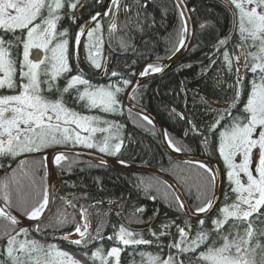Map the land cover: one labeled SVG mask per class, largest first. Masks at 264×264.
I'll return each instance as SVG.
<instances>
[{"label":"trees","instance_id":"1","mask_svg":"<svg viewBox=\"0 0 264 264\" xmlns=\"http://www.w3.org/2000/svg\"><path fill=\"white\" fill-rule=\"evenodd\" d=\"M118 1L60 0L53 43L66 47L67 70L54 77L40 71L44 74L38 77L39 93L79 114L101 116L106 127L94 136L97 145L86 148L163 170L180 185L191 208L199 210L212 195L208 169L172 159L153 126L122 103L144 62L165 59L176 50L184 35L180 12L173 0ZM185 1L194 23L189 50L132 97L157 116L178 150L218 161L222 185L214 212L203 219L188 217L162 181L65 155L55 164L59 188L53 210L42 224L17 227L0 214V264L52 262L55 249L85 264H99L91 260L92 252L104 255L112 248H117L114 264H213L210 256L225 253H240L250 264H264V196L246 219L228 217L218 225L214 220L220 207L229 206L234 198L220 145L234 127L248 121L250 98L264 87V68H253L258 61L250 55L258 48L259 37L239 28L242 16L230 0ZM99 26L109 27L108 32ZM24 32L0 28V46L13 65L11 85L1 88L0 95L19 91ZM89 45L99 47L97 64ZM72 79L79 82L71 83ZM97 93L108 97L91 100ZM65 146L82 148L72 142ZM8 149L0 148V197L27 216L28 209L46 196L44 152ZM65 232H76L79 239L64 241L60 235Z\"/></svg>","mask_w":264,"mask_h":264},{"label":"rangeland","instance_id":"2","mask_svg":"<svg viewBox=\"0 0 264 264\" xmlns=\"http://www.w3.org/2000/svg\"><path fill=\"white\" fill-rule=\"evenodd\" d=\"M230 1L239 16H242L239 28L248 33V36L259 37V46L250 55L258 61L253 64V68L263 69L264 0ZM59 3L60 0H0V28L25 30L24 39L21 41L19 91L10 95H0V148L2 149H13L24 144L26 148L42 150L45 153L47 149L64 146L68 142L86 148L97 145L93 142L94 136L99 135L106 127L101 124L104 122L101 116L79 114L63 103L48 100L39 93L37 75L40 71L54 77L67 70L66 47L58 42L53 43L56 8ZM107 21H114L113 15H110ZM103 29L106 34L109 27L99 26L100 31ZM182 38L181 36L178 46ZM89 53L90 57L97 61L100 56L99 47L97 50H89ZM241 64L242 60L236 63L238 72ZM11 67L13 68V65L7 51L0 46V87L8 85L9 77L11 78L13 72ZM158 68L159 66L156 65L148 66L144 73L155 72ZM240 76L239 72V78ZM75 82L79 81L71 80V83ZM53 91V87H50L49 92ZM99 93L95 94L96 96L92 94L90 99L101 102L108 97L103 93L99 96ZM210 104L213 107L219 106L216 102ZM248 109L250 112L248 121L243 126L234 127L220 145V156L228 169L227 176L233 186L234 198L229 206L220 207L214 218L217 225L228 217L248 218L251 212L256 211L264 196V87L258 88L252 95ZM97 140L100 141L99 138ZM171 146L176 148L173 144ZM183 184L185 185V182ZM37 203L39 205L28 209L27 217H34L40 212L43 200ZM91 256L99 264H113L117 256V248L110 249L104 255L93 251ZM51 260L52 262L46 261L42 264H81L80 260L73 258L69 253L57 252L56 249ZM212 263L250 264L247 257L240 253L232 257L227 253L215 254Z\"/></svg>","mask_w":264,"mask_h":264},{"label":"water","instance_id":"3","mask_svg":"<svg viewBox=\"0 0 264 264\" xmlns=\"http://www.w3.org/2000/svg\"><path fill=\"white\" fill-rule=\"evenodd\" d=\"M180 11V15L184 24V36L181 44L178 48L167 58L165 59H151L144 62L137 75L133 81L127 87L123 103L124 106L132 112L137 113L138 115L144 117L155 129L157 138L163 150L174 160L184 162V163H193L199 164L208 169L211 174L213 182V191L211 200L208 205L202 210H193L188 200L182 191L179 184L171 177L168 173L163 170L147 165L141 164H132L126 163L120 160H117L113 157L101 154L99 152L79 149V148H67V147H58L48 150L45 153V167H46V182H47V192L44 202V207L41 213L35 217H23L13 211L1 198H0V211L12 219L17 226H32L37 225L43 222L48 215L50 214L56 197V192L58 190V179L54 169V159L59 155H72L80 158L90 160L95 163L105 165L111 169L118 171H125L137 174H144L151 177H154L163 183H165L173 192L178 203L181 206V209L191 218H206L215 210L220 196H221V184H222V172L221 168L213 157L198 154V153H187L181 152L173 148L167 141L164 128L157 116L151 112L146 107L137 104L132 100L133 93L146 81L149 79L158 76L159 74L166 71L170 68L176 61H178L189 49L192 37H193V19L191 12L185 0H173ZM156 65L159 66V69L155 72L145 74V68L148 66ZM74 235H69L68 238H75Z\"/></svg>","mask_w":264,"mask_h":264},{"label":"bare ground","instance_id":"4","mask_svg":"<svg viewBox=\"0 0 264 264\" xmlns=\"http://www.w3.org/2000/svg\"><path fill=\"white\" fill-rule=\"evenodd\" d=\"M113 5H116V4H113ZM178 8V7H177ZM179 10V9H178ZM180 12V11H179ZM182 19V18H181ZM111 22H113V21H109V23L111 24ZM182 23H183V20H182ZM107 26H109V24L107 25ZM183 32H184V24H183ZM193 35H194V23H193ZM192 39H193V37H192ZM89 48L91 49V50H94V49H96L97 50V46H90L89 45ZM96 64H97V62L98 61H94ZM42 74H44V73H42V72H39L38 73V77L40 76V75H42ZM49 77H53L52 75H50V74H48V73H46ZM11 85V80H10V77H9V83H8V85L7 86H1L0 87V89L1 88H4L5 90L9 87ZM138 104V103H137ZM140 105V104H139ZM148 109V108H147ZM133 113H135V112H133ZM135 114H137V113H135ZM154 128V127H153ZM155 130V129H154ZM155 134H156V131H155ZM156 137H157V135H156ZM72 138V137H71ZM158 139V138H157ZM66 141H71V139L70 140H68V139H66ZM158 142H159V140H158ZM69 143V142H68ZM160 144V143H159ZM58 147H67V146H57V147H53V148H58ZM24 148H26V146L24 145V144H20L19 146H17V147H15V148H13V149H8L9 151H15V150H21V149H24ZM68 148V147H67ZM180 151V150H179ZM181 152H183V151H181ZM188 153V152H187ZM62 156H65V155H59V156H57L55 159H54V165H55V162H56V160H59ZM74 157H77V156H74ZM81 159H84V158H81ZM84 160H86V159H84ZM44 162H45V160H44ZM45 174H46V167H45ZM59 188V187H58ZM58 191V190H57ZM56 194H57V192H56ZM44 202H45V200H44ZM189 203V202H188ZM190 205V204H189ZM43 207H44V205H42V207H41V209H40V212L37 214V215H39L40 213H41V211H42V209H43ZM191 207V206H190ZM193 209V208H192ZM194 210V209H193ZM13 211H15L14 209H13ZM16 213H18L17 211H15ZM19 215H21L20 213H18ZM37 215H35V216H37ZM22 216V215H21ZM13 223H15L12 219H10ZM43 222H41V223H39V224H37V225H32V226H29V225H26V226H22V227H34V226H38V225H40V224H42ZM17 226V225H16ZM66 234H62V235H60V237L62 236V238L64 239V241H67V242H71V241H76V240H78L79 239V235L76 233V232H72V233H68V232H65ZM2 235H3V231L0 229V239H1V237H2ZM69 235H74V236H76L75 238H68L69 237ZM133 244V243H132ZM229 255V254H228ZM229 257H232L231 255H229ZM212 259H213V256H210L209 257V260H211L212 261ZM91 260H94V259H91ZM81 262V264H85V263H83L82 261H80ZM94 262H96L95 260H94ZM38 264V263H37ZM39 264H41V263H39Z\"/></svg>","mask_w":264,"mask_h":264},{"label":"flooded vegetation","instance_id":"5","mask_svg":"<svg viewBox=\"0 0 264 264\" xmlns=\"http://www.w3.org/2000/svg\"><path fill=\"white\" fill-rule=\"evenodd\" d=\"M116 258H117V256H116ZM116 258H115V260L113 261V264L115 263V261H116Z\"/></svg>","mask_w":264,"mask_h":264}]
</instances>
